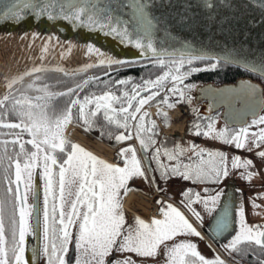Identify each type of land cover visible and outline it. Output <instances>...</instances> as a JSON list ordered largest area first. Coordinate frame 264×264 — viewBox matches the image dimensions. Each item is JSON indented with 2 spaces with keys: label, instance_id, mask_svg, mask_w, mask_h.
<instances>
[{
  "label": "snow or ice",
  "instance_id": "6c2138e0",
  "mask_svg": "<svg viewBox=\"0 0 264 264\" xmlns=\"http://www.w3.org/2000/svg\"><path fill=\"white\" fill-rule=\"evenodd\" d=\"M123 2L130 6L125 9L129 13L127 16L114 11V4L123 6L121 0H0V22L18 23L28 15H33L37 20L44 16L50 20L63 18L70 21L74 28L85 26L103 30L122 44H135L144 53V57L116 56L95 43L88 42V50L101 57L96 62L106 66L110 72L140 64L149 50L158 57L157 63L167 65L154 79L134 84L132 92L122 91L120 95L111 90L96 94L93 90L81 97L79 89L90 80H96L95 77H85L79 84L73 83L71 87L56 91L47 83H37L38 80L48 79L44 75H31L24 82L25 76L46 71L43 65L33 66L11 77L8 87L12 91L0 96V124L7 123L18 127L20 131L12 138L14 146L11 149L6 142L0 147V264H39L41 257H46V264H137L129 257L111 262L107 258L114 250L155 255L162 241L175 238L181 233L199 235L185 213L166 201H162L166 206L160 208L162 218L153 217L149 222L134 215L133 223H126L121 190L127 191L131 177L145 175L134 146L129 143L119 150L123 164L111 163L72 141L65 132L66 126L69 121L82 120L85 127L99 126L103 132L115 125L127 129L128 136H131L132 121L135 119L136 135L147 151L150 145L156 143L153 134L156 129L146 127L145 117L149 113L142 105L157 96L156 89H164L169 77L173 83L164 92V101L174 103L168 101V96L175 93L190 102V89L197 85L193 82L185 84L183 78L200 70L193 67V61H212L203 63L204 69H215L230 63L241 64L246 69L264 75V56L259 64L242 62L231 52L216 53L204 47L197 48L188 41L181 42L178 47L158 48L154 33L163 22L161 16L153 11L158 0ZM260 5L264 7V0H260ZM213 6L211 2L207 5L209 8ZM187 10L185 8V12ZM250 22L255 23L254 20ZM161 56L169 59H160ZM134 79L132 76L122 77L116 84L128 83ZM18 83L23 84V90L13 88ZM96 83L106 88H111L112 85L111 79L96 80ZM206 88L207 85H202L201 91ZM146 89L147 94L142 95ZM31 91L35 95H29ZM210 91L214 100L219 99L229 105V118L234 117L233 122H239L243 126L239 130L230 129L227 125L217 129L214 127V120L209 119L207 126L202 127L201 120L197 119L193 122L194 131L205 136L215 132L219 139L229 143L234 141L238 147H245L246 138L242 136L248 131V125L243 123V117L246 110H252V123L264 122V115L257 116V105L264 107V88L244 80L230 89L215 88ZM58 97L65 98L62 105L57 104ZM236 100L245 102V110H234ZM117 102L121 107H114ZM101 110L107 120L106 125L96 123L97 114ZM9 111L18 119L5 120L4 116ZM161 112L167 119L169 114L164 109ZM117 113L122 115L118 116ZM155 123L151 121L152 125ZM258 131L259 135L255 139L264 142V128ZM25 133L28 140L24 138ZM108 134L113 135L111 132ZM114 135L117 141L128 138L124 131ZM176 147H179L181 153L185 151L184 146ZM191 147L195 151L184 162L174 154V149L165 148L168 158L177 160L176 164L171 165L161 162V150L159 147L155 149L153 157L157 160L162 178L166 180L169 175L180 174L194 181L219 182L229 174L228 153L195 144ZM258 155L264 157V150ZM242 159L245 164H251L250 160L238 155L231 157V163L233 166L238 165ZM37 175L43 181L42 207L39 203L41 186L37 183ZM184 194L198 219L203 220V216L201 211L192 207L193 200H200L204 210L213 216L214 229L210 228V232H226L233 224L234 211L238 213L240 227L230 236L227 247L235 249L242 241L255 242L264 254V226L246 222L242 200L234 205L233 199L225 196L223 190L214 195L200 196L198 192L193 195L192 188H186ZM222 196L225 198L221 199ZM29 237L37 238L30 249ZM73 242L76 256L70 261L66 253ZM164 248L168 259L163 264H226L218 255L211 258L203 255L196 242L191 239H178V242L165 244Z\"/></svg>",
  "mask_w": 264,
  "mask_h": 264
},
{
  "label": "water",
  "instance_id": "95a60500",
  "mask_svg": "<svg viewBox=\"0 0 264 264\" xmlns=\"http://www.w3.org/2000/svg\"><path fill=\"white\" fill-rule=\"evenodd\" d=\"M209 2L214 6L211 8L207 7ZM121 4L123 6L114 4V11L117 14L123 13L125 16L129 15V13L125 12V9L130 6L124 3L123 0H121ZM185 8L188 9L187 12H185ZM153 11L159 14L163 21L158 25L154 33L156 37L155 43L158 48L178 47L181 42L188 41L197 48L204 47L216 53L231 52L238 61L242 62L259 64L261 57L264 56V7H261L260 0H158ZM253 20L255 23L250 22ZM2 29L5 30L6 35L16 33L19 36L17 38L22 39V42H24L21 45L23 52L31 54L29 58L19 59L5 66L2 74L6 78L13 77L20 72H25L27 69L37 65H43L46 68L44 72L74 71L101 66L96 62L101 57L96 52L88 50V42L95 43L101 49L110 51L116 56L134 55L144 57V53L135 44H122L117 38L105 33L103 30L90 29L85 26L74 28L71 26L70 21H66L63 18L50 20L47 16H44L37 20L33 15H28L18 23L13 21L0 22V30ZM25 29H27V33L23 38L22 33ZM166 32L168 33L167 35L165 34ZM150 58L158 57L151 54L149 50V54L145 59ZM160 58L169 57L161 56ZM231 65L264 79V75L246 69L241 64ZM244 80L251 81L249 79H240L236 83L223 85L208 83L204 84L208 88L203 92L201 91L202 85L198 86L197 90L193 93L197 104L202 102L198 113L208 115L222 110V119L229 126H241V123L233 122L235 120L234 117L229 118V105L222 103L219 99L214 100L210 90L215 88L230 89L239 85ZM251 82L260 88H264L257 81ZM233 108L234 110H245V102L243 100H236ZM263 110L264 107L257 105V116L261 115ZM253 118L252 110H246L243 123L247 124ZM143 152L150 167V162L144 149ZM233 174L229 173L220 183V187L226 194L231 192V190H228L229 186L234 184L232 181ZM36 180L41 186L39 203L42 207L43 181L39 175H37ZM144 183L145 175L133 176L128 181L127 191L133 188L150 194V191L144 188ZM237 184L238 193V190L241 188L239 180ZM127 191L121 190L122 205ZM29 201L31 202V197H29ZM123 209L125 210L126 222L133 223V216L138 214L127 209L124 205ZM234 215L239 219L238 213L234 212ZM141 218L144 219L143 217ZM146 221L151 222V220ZM200 226L216 246H220L228 241L233 234L232 232L221 234H217L214 231L210 232V228L214 229V218L212 215L207 217ZM197 231L200 239L213 250L214 248L203 233L198 229ZM174 239L178 241L179 238L175 237ZM36 242L37 238L29 237V249L31 244ZM144 255L131 250H114L109 254L107 259L111 262L121 257H129L135 260L137 264H140V261L144 259ZM75 256L76 249L73 243L72 245L70 244L66 257L70 261H73ZM39 264H43L42 257L39 260Z\"/></svg>",
  "mask_w": 264,
  "mask_h": 264
},
{
  "label": "flooded vegetation",
  "instance_id": "af4514ba",
  "mask_svg": "<svg viewBox=\"0 0 264 264\" xmlns=\"http://www.w3.org/2000/svg\"><path fill=\"white\" fill-rule=\"evenodd\" d=\"M160 59L167 60L169 58H160ZM157 60H158V58L142 59L140 64L129 65L127 67H123V68L118 69L117 71H121V73H119L117 71L110 72L106 66L101 65V66H96V67H92V68L78 70L77 72H70V73H65V72L64 73H53V72L49 73V72H46V73H35L33 75H44V76H46L48 78L47 80H43V81L38 80L37 83H47V84H49V87L54 91L62 90V88H64V87H71L73 83L79 84L80 81L83 80L85 77H95L96 80H98V81H104L105 79H111V81H112L111 88H106L102 84H97L96 80H90L84 87L79 89V94L82 97L84 94L93 92V90L95 91L96 94H99L104 90H111V91L115 92L117 95H120V93L122 91L132 92L134 84H141L143 80L154 79L155 76H157L161 72H163L165 70V68L167 67V65L166 64L165 65L159 64V63H157ZM211 62L212 61H209V60L193 61V67L200 68V70L193 72L188 77L183 78V82L185 84H187L189 82H193L197 85L196 87L190 89V93H191V101L190 102L187 98H184V99L180 100L181 104H178L179 96L174 98L171 95H169L171 98H168V101H174V103L170 104V103L164 101V92L168 91V90H166V87L173 83V81H171V78L169 77L168 82L165 85L164 89L163 90L156 89L157 96L154 97L152 101L146 102L144 105H142V108L147 109L148 113H149V115H147L145 117L146 127H152L154 129H156V131L153 133L155 135V138H156V143L154 145H150L149 148L147 149V151H145L147 154L148 160L150 162V167L148 166V163H147L146 157H145V153L143 152L144 148L140 144V137L137 136L136 132H135V123H136L135 119H133V121H132L133 130H132L131 136H128V130L127 129H125L123 127L115 126V125H111L110 127H108L103 132H102L101 127H99V126L92 128L93 129L92 132L84 129L81 126H78V128H79L81 133H83L84 135H86L89 138L96 139L102 143H106L107 145H109V144L114 145L115 146L114 149L110 145H109V147H111V149H112V154H114L113 151L116 152V154H114L116 160L118 159L117 157L119 155H121L119 148L121 146L127 145L129 143L132 144L135 148L136 155L141 162L143 171H144L145 175L147 176V180L149 182L150 189L147 188V183H146L145 188H147L150 192H152L154 194V196L157 195L153 199L156 201L159 199V197H164L163 194H165V193L162 189L164 186L163 185L164 182L169 181V179H171L177 175L181 176L180 174L169 175L166 180L161 177L157 160L153 157V153L157 147H159L161 150L160 154H159V160L161 162H164V163L169 164V165L176 164L177 160L176 159H169L168 155L164 152L165 148H168L170 150L174 149V154L179 156V160L181 162H184L189 157H192L193 152L195 151V150H193L192 152H190L186 156L185 154L180 152L179 147H176L177 145L181 146V145L195 144L197 146H202L203 148H211V149L224 151L228 154L244 156L245 158L249 159L253 163L254 176L252 178L251 174H250L245 179H242V181L239 178L240 176H238V180L241 183V188L238 190V193H237L238 203L241 200L243 201L244 208H245V220L247 223H249L251 225L259 224L261 226H264V218H258V219L253 220L249 217V213H248L249 208H248L247 201L245 198L247 192H249V191L263 190L264 189V175L259 170L258 166L255 165V163L252 161V158H250L249 155H245L243 153V151H242L243 147H238L234 141L229 143L228 141L221 140V139H219V137L216 135L215 132H213L209 136H205L202 133H197L194 131V124H193V122L195 120L199 119V120H201V126L206 127L208 120L212 119V120H214V127L217 129L223 128L227 125L230 129L239 130V128H241L243 125H241V126H239V125L229 126L222 119V110L217 111V112H213V113L208 114V115L199 114L198 113L199 107H200V104L202 102L197 104L196 97L193 96V93L197 90L198 86L208 84V83H212L215 85H223V84H229V83H236L240 79H249L251 81H257L264 86V79L260 78L257 75H254L252 73L244 71L243 69H241L237 66H234V65L230 66L227 64V65H223L222 67H217L215 69H204V68H202L203 63H211ZM183 67L186 68L187 65H183ZM128 76H132L135 79L131 82H128V83H122L119 85L116 84L117 80H120V78H122V77H128ZM30 78H31V75L24 77V82H27ZM120 86H123V89L121 92L117 93V91H115L113 88L114 87L118 88ZM13 88H15L17 90H23V84H21V83L14 84ZM11 91H12L11 89H7L5 92L0 94V96H3L6 92L10 93ZM135 91L139 92L140 89H135ZM147 91L148 90L146 89L141 94L146 95ZM172 94L176 95L175 93H172ZM29 95H35V92L31 91V92H29ZM64 99H65L64 97H58L57 98V104L62 105L64 103ZM158 100L160 101L159 103L157 102ZM114 107L119 108V107H121V105L119 104V102H117L114 105ZM161 109H164V111H166L169 114L167 119L162 114ZM117 115L119 116L122 114L117 113ZM137 115H139V113ZM261 115H264V110L262 111ZM4 119L15 121L18 118L14 113L9 111L4 116ZM77 121H79L80 123L83 124L82 120H77ZM151 121H155L156 122L155 125H152ZM182 121H184L183 129H179V130L175 129V130H173V132H169V129L172 126L180 124ZM252 121H253V119H250L249 122L247 123V125L255 124L256 127L258 128V124L252 123ZM96 123H97V125H106L107 124V120L103 116V110H101V112L97 114ZM262 124L264 127V122H262ZM19 131L20 130L18 127H13L7 123L0 124V134H1V136H0V147H3L4 142H6L7 147L9 149H11L14 146L12 144V138ZM119 131H124L125 135L128 138L125 140L117 141L115 139L114 133L119 132ZM256 131L257 130H255L253 128L249 129L248 131L243 133L242 138L249 137V134L256 135ZM65 132H66V129H65ZM109 132L113 133V135H109L108 134ZM24 138L26 140L29 139L27 133L24 134ZM70 139L75 142V140L72 137ZM81 144H83V143H81ZM83 145H85V144H83ZM252 145H256V147L255 148L253 147L252 149H249L248 151L252 152L258 148L263 147L264 142H258L256 140L255 142H253ZM15 146L18 147V145H15ZM86 147H88V146H86ZM204 155L207 156V153H204ZM114 156H112V159H110V160L107 158L106 159L113 162ZM193 159H195V158L193 157ZM181 181H184V183L186 184V188H192L193 189V195H195L198 192L199 195H204V196L209 195L212 192H214L215 188L217 186H219L220 183L222 182V180L219 182L194 181V180H191V179L184 177L181 180L179 178L178 179L175 178L174 182H172V183L170 182V184H172V186H176V185H179V183ZM160 182H161V184H160ZM205 189H210L211 191L206 192ZM228 190H231V192H229L227 194L224 193L225 196L231 197L233 199L234 205H236L234 186L233 185L229 186ZM166 198L168 200H170L173 204H175L179 207H182L183 209L185 208L181 202V199L177 200V199H174L173 197L170 198L168 195H166ZM224 198L225 197L222 196V199H224ZM185 200H188V197L186 194H185ZM193 201H195V200H193ZM254 201L255 202L252 201L253 203H252L251 210H254V214H259L263 210L262 202L257 201V200H254ZM238 203H237V205H238ZM194 223L196 225H198L196 222H194ZM234 229H235V215H234V226H233L231 232H233ZM218 251H219V254L221 256V259H223L226 262V264H239L231 258L233 255V249H230L228 252H223L220 250H218ZM260 254H259L258 258L256 259L255 263L243 262V264H264V257H263L264 254H262V253H260ZM225 258L227 260H229L230 262L225 260Z\"/></svg>",
  "mask_w": 264,
  "mask_h": 264
},
{
  "label": "rangeland",
  "instance_id": "374dc122",
  "mask_svg": "<svg viewBox=\"0 0 264 264\" xmlns=\"http://www.w3.org/2000/svg\"><path fill=\"white\" fill-rule=\"evenodd\" d=\"M172 85V84H171ZM171 85H169V86H167L166 87V90H168L169 88H171ZM171 96H173L174 98H176L177 96L176 95H174V94H170ZM168 98H171L170 96H168ZM180 100H181V98L179 97V102H178V104H181L180 103ZM171 104V103H170ZM258 124V128L256 127V125L255 124H249L248 125V130L249 129H255V130H257L256 131V135H251V134H249V137H247L246 138V140H245V143H246V146L245 147H243V150L242 151H248L249 149H252L253 147L255 148L256 147V145H252L253 144V142H255L256 141V139H255V136H257V135H259V129H261V128H264L263 127V124H262V122H260V123H257ZM70 126H76V127H78V126H81V127H83L84 129H86V130H88V131H90V132H92L93 131V129L92 128H87V127H85L84 126V123L82 124V123H80L79 121H77V120H72V121H69V123L67 124V126H66V129L67 128H69ZM68 136V135H67ZM69 137V136H68ZM69 138H71V137H69ZM75 142H76V140H75ZM78 143V142H77ZM80 144V143H79ZM81 146H83L84 148H86L84 145H82V144H80ZM110 146H112L113 148H114V145H112V144H109ZM252 145V146H251ZM181 146H184V148H185V150H186V154L188 155L190 152H192L193 150H195V149H193L192 147H191V145H181ZM124 147H126V145H124V146H121L120 148H119V150L121 149V148H124ZM198 147H202V146H198ZM87 149V148H86ZM261 150H264V146L263 147H261V148H259L257 151H255L254 152V154L252 155L253 156V158L255 159V161H256V164H257V166H258V168H259V170L262 172V174L264 175V157H262V156H260V155H258V153L261 151ZM89 151H90V149H89ZM113 153L114 154H116V152L115 151H113ZM184 154V153H183ZM122 155V154H121ZM233 156V154H229L228 155V165H229V173L231 174V173H234L233 175V177H232V181H233V183L234 184H231V185H233L234 186V192H235V201H236V205H237V203H238V195H237V189H238V184H237V182H238V176H240L239 178L241 179V181H242V179H245L247 176H249L250 174H251V177L253 178V176H254V166H253V163L251 162V164H245L244 163V160L242 159L240 162H239V164L238 165H235V166H233L232 165V163H231V157ZM241 158H244V159H247V158H245L244 156H240ZM249 160V159H248ZM243 177V178H242ZM183 179L184 178V176L183 175H181V176H179V175H177V176H175V177H173V178H171V179H169V181H165L164 182V186H163V191H164V193L166 194V195H168L170 198L171 197H173L174 199H181V202H182V204L184 205V209L182 208V207H179V206H177V205H175V204H173V205H175L176 207H179L180 209H181V211H183L184 213H185V215L189 218V219H192L194 222H196L197 224H199V225H202V223L204 222V220L207 218V217H209L211 214H209L207 211H205L204 210V208H203V205H202V203L200 202V200H195V201H192V207L193 208H196L197 210H199V211H201V215L203 216V220H200V219H198L195 215H194V213L192 212V210H191V208L189 207V204H188V200H185V194H184V190L186 189V184L184 183V181H181L180 183H179V185H176V186H172V184H170V182L172 183V182H174V179ZM146 183H147V188H149L150 189V186H149V182H148V180L147 179H145V183L143 184V186H144V188L146 187ZM160 184H161V182H160ZM146 188V189H147ZM148 190V189H147ZM220 190H222V188L220 187V185L219 186H217L216 188H215V191L214 192H212L211 194H209V195H214L215 194V192H217V191H220ZM225 193V192H224ZM142 195V194H141ZM143 196V195H142ZM141 196V197H142ZM200 196H204V195H200ZM246 201H247V205H248V208H249V210H248V213H249V217L251 218V219H253V220H255V219H258V218H264V189L263 190H255V191H249V192H247V194H246ZM143 199L145 200V204H146V207H145V216L146 217H151V214H152V212L154 211L153 210V208L154 207H152V205H153V203H154V201L152 200V201H150V199L149 198H147V197H143ZM221 199H222V197H221ZM254 200H257V201H260V202H262V205H263V210H262V212H260L259 214H254V210H251V208H252V203L253 202H255ZM162 199L160 200V208L162 207V206H166V205H163L162 204ZM253 201V202H252ZM172 204V203H171ZM68 207H70V204L68 205ZM151 207V208H150ZM187 212V213H186ZM238 218L235 216V229H234V231L232 232L233 234L235 233V231L236 230H239V222H238ZM127 223V222H126ZM73 232H75V225H73ZM177 238H179V239H191V240H193V241H195L196 242V244H197V248H198V250L203 254V255H205V256H207V257H209V258H211V257H213V256H216V255H218L220 258H221V256H220V254H219V252L217 251V250H212L209 246H207L201 239H200V237L198 236V235H196V234H183V233H181V234H178V236H177ZM163 243H161V246H159L158 247V251H157V254H155V255H147V254H145L144 255V259L143 260H141L140 261V264H163V262L166 260V259H168V257L166 256V252H165V248H164V245L165 244H171V243H175V242H178L176 239H174V238H169L167 241H162ZM243 242V241H242ZM74 243V242H73ZM72 243V244H73ZM71 244V245H72ZM218 249L220 250V251H223V252H228L230 249L227 247V241L225 242V243H223L222 245H220V246H218ZM75 259V258H74ZM73 259V260H74ZM42 260H43V264H46V257H42Z\"/></svg>",
  "mask_w": 264,
  "mask_h": 264
},
{
  "label": "bare ground",
  "instance_id": "6f19581e",
  "mask_svg": "<svg viewBox=\"0 0 264 264\" xmlns=\"http://www.w3.org/2000/svg\"><path fill=\"white\" fill-rule=\"evenodd\" d=\"M27 29H25L24 32L22 33L23 38L25 37L27 33L26 31ZM17 37L19 36L16 33H10V35H6V32L4 29L0 30V94H2L7 89H9L8 81L11 79V77L6 78V76L2 74L4 72L5 66L15 61H18L19 59H25L31 56L30 53L23 52L21 45L24 42H22V39H19ZM183 126H184V121H182L180 124L172 126L169 129V132H173V130L175 129H178V130L183 129ZM67 133L70 136L74 137L79 142L88 146L89 149H91L93 152H95L99 156L105 159L107 158L109 160L112 159V156H113L112 149L106 143H102L96 139L87 137L86 135L81 133L79 130H77L73 126H70L67 129ZM141 196H142L141 193L139 194L138 192L131 191L126 197V206L130 208L131 210L139 212L140 214H142L143 212L145 213L146 204H145V200L143 199V197H146V196L144 195L142 197ZM233 226H234V219H233L232 226L226 231V233L231 232Z\"/></svg>",
  "mask_w": 264,
  "mask_h": 264
},
{
  "label": "trees",
  "instance_id": "16d2710c",
  "mask_svg": "<svg viewBox=\"0 0 264 264\" xmlns=\"http://www.w3.org/2000/svg\"><path fill=\"white\" fill-rule=\"evenodd\" d=\"M228 65H230V64H228ZM77 71L78 70H74V71H69V70H66V71H47V72H49V73L50 72H53V73H64V72L70 73V72H77ZM117 72L121 73V71H117ZM42 73H46V72H42ZM113 89L115 91H117V93H118V92L122 91L123 86H120L118 88L114 87ZM0 136H1V134H0ZM182 153H184L187 156L186 150ZM261 251H262V249L260 248V246L256 245L255 242H251V243L241 242L240 245H237V248L233 249V255L231 258L239 264H243V262L255 263L259 254L262 253Z\"/></svg>",
  "mask_w": 264,
  "mask_h": 264
},
{
  "label": "built area",
  "instance_id": "2783aa9c",
  "mask_svg": "<svg viewBox=\"0 0 264 264\" xmlns=\"http://www.w3.org/2000/svg\"><path fill=\"white\" fill-rule=\"evenodd\" d=\"M118 158V160L120 161V157L118 156L117 157ZM145 196V195H144ZM147 198H149L148 196H146ZM150 199H152V197L150 198ZM126 203V202H125ZM152 207H154L153 208V212H152V214L153 215H156L157 213H159V208H158V206L155 204V203H153V205H152ZM151 208V207H150Z\"/></svg>",
  "mask_w": 264,
  "mask_h": 264
},
{
  "label": "crops",
  "instance_id": "0c3cea01",
  "mask_svg": "<svg viewBox=\"0 0 264 264\" xmlns=\"http://www.w3.org/2000/svg\"><path fill=\"white\" fill-rule=\"evenodd\" d=\"M162 200L163 201H166V202H168V203H170L171 204V201L170 200H167V199H165V198H162ZM196 227V226H195ZM197 228V227H196ZM198 229V228H197ZM199 230V229H198ZM200 232H202L201 230H199ZM203 233V232H202ZM208 241H209V243L212 245V242L208 239Z\"/></svg>",
  "mask_w": 264,
  "mask_h": 264
}]
</instances>
